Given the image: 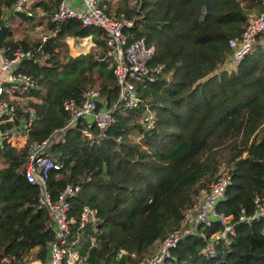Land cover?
<instances>
[{"label":"trees","instance_id":"trees-1","mask_svg":"<svg viewBox=\"0 0 264 264\" xmlns=\"http://www.w3.org/2000/svg\"><path fill=\"white\" fill-rule=\"evenodd\" d=\"M13 1L0 0V21L7 16L0 47L34 51L19 69L37 84L28 91L35 119L25 142H0V257L22 264L34 251L43 260L53 235L49 212L36 201L39 187L23 174L26 144L39 143L64 125V100L78 101L83 89L95 88L102 98L98 107L107 106L117 89L109 62L99 60L104 52L99 29L75 19L51 22L60 0H32L29 15L10 13ZM260 2L99 0L107 15L133 20L127 30L131 38L145 35L154 41V62L162 64V73L138 89L154 114L153 127L140 121L142 105L115 113L103 131L80 120L44 149L62 165L46 180L51 198L65 185L80 188L68 198V241L77 237L74 249L85 255L86 264H136L149 256L222 169L231 184L215 210L234 223L230 243L204 257L199 253L204 241L186 236L169 264H264L263 219L238 220L251 215L254 198L264 194V36L255 37L236 65L229 63L227 46L229 38L239 37L247 17L259 13ZM14 17L47 36L16 35L10 25ZM86 36L94 44L90 50L68 54L64 40ZM24 117L18 108L0 130L18 126ZM83 205L95 210L97 222L77 229ZM216 230L213 221L205 233Z\"/></svg>","mask_w":264,"mask_h":264},{"label":"built area","instance_id":"built-area-1","mask_svg":"<svg viewBox=\"0 0 264 264\" xmlns=\"http://www.w3.org/2000/svg\"><path fill=\"white\" fill-rule=\"evenodd\" d=\"M31 1L14 0L10 6V13L24 11L29 15L28 5ZM260 3L259 13L247 17L239 37L227 40V46L231 51L229 55L231 65L238 64L249 52L257 35L264 36V0ZM68 19H75L82 26L94 27L101 31L104 52L99 60L109 62L117 91L115 98L107 106L98 107L102 98L95 88L83 89L78 101L73 98L64 100L61 105L67 115L64 125L54 129L51 135L41 142L31 141L26 144L23 174L30 184L39 187L36 201L49 212L51 223L48 225L51 226L53 235L43 260L35 257L22 264H86L85 255H80L74 249L77 237L68 241L69 224L72 222L68 198L80 188L78 185H65L55 198H51L46 188V180L51 171L59 170L62 165L45 154L44 149L48 142L58 139L65 130L76 126L80 120H84L86 128L92 126L103 131L115 121V113L135 110L142 105L140 121L143 125L151 128L155 121L153 112L138 95L139 87L159 78L162 73V64L154 62L156 54L154 41L145 35L131 38L127 30L133 27V20L107 15L100 8L99 0H77V5L74 6L67 0H60L50 15V21L59 24ZM89 38L90 36L84 37L85 40ZM33 56L34 51L20 47L11 51L8 46L0 47V123L12 121L18 108L25 114L18 126L0 130V142L3 140L11 142L16 137L23 138L25 142L27 132L35 119V109L29 103L31 98L28 91L36 86L37 80L19 69L23 59H31ZM230 184L231 177L228 172L220 170L208 189L201 191L198 203L195 202L183 214L179 227L159 241L153 253L139 259L136 264H169L174 260L173 249L186 236H197L204 241L199 249V253L204 257H212L220 245H228L234 235V223L230 216L217 212L215 205L224 197ZM254 203L253 213L247 217L239 216L238 220L262 218L264 221V194L256 196ZM213 221L217 222L218 230L206 235L205 229H209ZM96 222L95 210L88 205L81 206L77 229ZM0 264L13 262L1 256Z\"/></svg>","mask_w":264,"mask_h":264},{"label":"rangeland","instance_id":"rangeland-1","mask_svg":"<svg viewBox=\"0 0 264 264\" xmlns=\"http://www.w3.org/2000/svg\"><path fill=\"white\" fill-rule=\"evenodd\" d=\"M11 27L13 28V31L16 35H21L22 32H27L31 35H38V36H43L42 38L47 36V33L43 35V33L41 32V28L40 27H34L32 29L27 28V23L25 22H19L17 18H13V21L10 23ZM65 44L67 45L68 48V54H70L71 56H76L78 54H84L87 51L90 50L91 46H93V41L92 38L90 36L89 39L85 40L84 38H82L81 40H79L78 42H74L71 39L66 38L64 40ZM80 45H82L83 47H81ZM262 46H264V43H262ZM86 134H89L88 131H84ZM83 132V133H84ZM223 170V169H222ZM201 191H199V195H198V201L201 198ZM34 256V254H33Z\"/></svg>","mask_w":264,"mask_h":264},{"label":"crops","instance_id":"crops-1","mask_svg":"<svg viewBox=\"0 0 264 264\" xmlns=\"http://www.w3.org/2000/svg\"><path fill=\"white\" fill-rule=\"evenodd\" d=\"M71 5H77V0H67ZM81 47H83L82 45H80ZM24 139L21 137H16L14 140H12L11 142H16L18 145H22ZM35 257H38V252L34 251V256L31 257L30 259H34Z\"/></svg>","mask_w":264,"mask_h":264},{"label":"water","instance_id":"water-1","mask_svg":"<svg viewBox=\"0 0 264 264\" xmlns=\"http://www.w3.org/2000/svg\"><path fill=\"white\" fill-rule=\"evenodd\" d=\"M7 21V16H5L4 18H2V20L0 21V27L4 26L5 23ZM38 62V61H37ZM249 219H246V221H248Z\"/></svg>","mask_w":264,"mask_h":264}]
</instances>
